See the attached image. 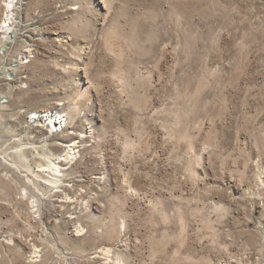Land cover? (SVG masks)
<instances>
[{"label":"rangeland","instance_id":"1","mask_svg":"<svg viewBox=\"0 0 264 264\" xmlns=\"http://www.w3.org/2000/svg\"><path fill=\"white\" fill-rule=\"evenodd\" d=\"M12 2L0 264H264V0Z\"/></svg>","mask_w":264,"mask_h":264},{"label":"bare ground","instance_id":"2","mask_svg":"<svg viewBox=\"0 0 264 264\" xmlns=\"http://www.w3.org/2000/svg\"><path fill=\"white\" fill-rule=\"evenodd\" d=\"M20 15H21V12L15 8V6L13 5L12 0L7 1L6 5H5V8H4L3 17L0 20V38H2V39H6L7 38V35L10 34L13 31V27L16 24L15 21L20 18ZM52 113H53L52 111L34 112L33 113V118L39 119L40 122H42L44 119L51 120ZM57 123H59V122H57ZM57 123L54 120L53 125H56ZM47 167L49 169H51L56 174L57 170H56L55 167H53L50 164Z\"/></svg>","mask_w":264,"mask_h":264},{"label":"built area","instance_id":"3","mask_svg":"<svg viewBox=\"0 0 264 264\" xmlns=\"http://www.w3.org/2000/svg\"><path fill=\"white\" fill-rule=\"evenodd\" d=\"M31 118H33V117H31Z\"/></svg>","mask_w":264,"mask_h":264}]
</instances>
